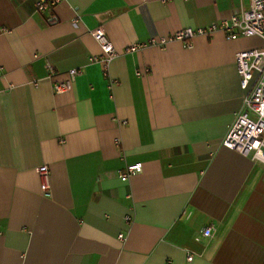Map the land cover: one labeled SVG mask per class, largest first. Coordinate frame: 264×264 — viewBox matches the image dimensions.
<instances>
[{"label":"crops","instance_id":"0c3cea01","mask_svg":"<svg viewBox=\"0 0 264 264\" xmlns=\"http://www.w3.org/2000/svg\"><path fill=\"white\" fill-rule=\"evenodd\" d=\"M43 1L0 0V264H264V166L223 146L244 107L236 56L264 42L217 32L149 45L249 0H63L37 12ZM100 27L117 53L109 80L90 63ZM135 44L146 47L127 53ZM73 69V90L56 94Z\"/></svg>","mask_w":264,"mask_h":264},{"label":"built area","instance_id":"2783aa9c","mask_svg":"<svg viewBox=\"0 0 264 264\" xmlns=\"http://www.w3.org/2000/svg\"><path fill=\"white\" fill-rule=\"evenodd\" d=\"M63 0H46L36 6L37 12H44L55 8ZM249 9L236 11L231 18L214 24L209 28L183 29L174 33L169 38L152 40L149 45L165 48L172 43H181L191 46L197 37L211 38L217 32H225L226 39L234 41L240 38H258L264 42V0H249ZM78 21V20H77ZM76 21V22H77ZM94 39L100 44L102 54L92 56L90 63H100L104 66V76L109 80V64L117 56L113 44L107 37L103 28H97L91 32ZM145 44L130 46L126 52L136 53L145 48ZM237 72L240 79V87L245 93L243 110L236 115L235 121L223 141V146L235 151L242 156L252 157L255 163L264 166V48L243 51L236 56ZM49 75L55 74L54 68L48 64ZM150 70L139 72L138 76L149 73ZM82 70L73 69L69 71V79L63 82L54 83L53 88L56 94H64L73 90L74 83ZM34 86H38L34 82ZM143 171L142 164L129 165L120 174L123 181L140 174ZM39 174L46 181L49 177V168L44 166L39 169ZM47 184H43V191L47 190ZM213 228L204 231V237H211ZM124 239V236L120 237ZM194 254L188 255V262H192Z\"/></svg>","mask_w":264,"mask_h":264},{"label":"rangeland","instance_id":"374dc122","mask_svg":"<svg viewBox=\"0 0 264 264\" xmlns=\"http://www.w3.org/2000/svg\"><path fill=\"white\" fill-rule=\"evenodd\" d=\"M263 48H264V45L259 46V47H258V46L256 47V49H263ZM254 49H255V48H254Z\"/></svg>","mask_w":264,"mask_h":264}]
</instances>
